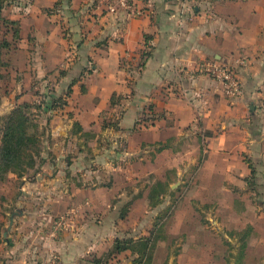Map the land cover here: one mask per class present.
<instances>
[{"label": "crops", "instance_id": "crops-1", "mask_svg": "<svg viewBox=\"0 0 264 264\" xmlns=\"http://www.w3.org/2000/svg\"><path fill=\"white\" fill-rule=\"evenodd\" d=\"M32 1L27 23L44 51L31 54L35 62L25 68L36 75L71 66L68 75L82 79L53 108L51 158L16 197L32 209L39 203L36 214H17L16 229L39 211L49 223L32 228L38 248L59 264H96L91 255L117 231L114 202H125L121 216L115 212L124 220L160 209L185 187L188 203L216 206L219 230L246 238L237 246L251 251L245 264H264V0H133L134 8L114 12L109 0ZM146 50L151 55L139 67ZM206 59L237 67L238 97L199 69ZM113 93L122 97L112 106ZM103 167L114 182L103 181ZM158 182L167 191L152 206ZM78 205V229L55 234V216Z\"/></svg>", "mask_w": 264, "mask_h": 264}, {"label": "rangeland", "instance_id": "rangeland-1", "mask_svg": "<svg viewBox=\"0 0 264 264\" xmlns=\"http://www.w3.org/2000/svg\"><path fill=\"white\" fill-rule=\"evenodd\" d=\"M32 2V0H9L8 5L2 11V18H0L1 42L6 40L13 44L14 28L20 30L21 36L11 48H5L1 56L4 63L0 66V118L5 119L4 117L10 113L16 104L25 101L30 102L33 105L29 109L30 117L38 125L36 128H31V131L38 132L42 138L41 155L37 158L36 167L22 177L11 174L0 186V264H52L49 263L50 258L52 257V261L55 256L46 250H42V248H38V240H36L38 236L32 235L31 232L32 228L37 229L35 230L37 232L40 230L39 226L44 225L47 221L49 223V220L45 218L42 221L44 216L41 215V212L36 211L39 218H32L30 215V219L22 221L18 229H16L15 223H11V221L12 219L20 221L17 214L24 210L27 213L36 214L35 208L39 203H35V207L32 209L28 203L16 204V197L22 194H20L22 192L20 190L23 182L35 180L36 172L42 169L43 160L48 159L49 156L51 158L52 151L49 149L53 143L50 138L51 119L56 114L53 109L56 106L49 108L50 103L53 99L60 97L64 99L70 85L72 86L77 80L82 79L74 70L68 75L71 66L68 67V70L64 67H56L52 71L42 70L40 74L36 73V75L33 68H25L28 67V63L33 65L35 62L31 58V54L37 52L40 54L41 51H44V46L38 40V45L36 44V30H31L27 23L26 12ZM48 12L50 13L51 10ZM11 20L18 22L15 27L10 22ZM66 62L68 63V61ZM63 77L65 78L64 83L60 84ZM67 83L70 84L67 85ZM2 122L0 119V137ZM101 171L104 175V182H114V173L111 172V169V173L106 167L101 168ZM119 175L118 181L122 183L126 177ZM154 175L150 176V180H153ZM182 188L179 189L178 193H175V197L167 196V200L160 206V209L149 210L144 215L137 214L136 210V214L124 220L115 219V212L117 211V214L121 216L125 202L117 204L114 202L110 208V211L112 210L114 213L112 224L117 227L113 240L115 237L138 238L147 233L152 228L155 217L159 214L160 220L163 221L162 236L157 242L153 264H240L237 263L239 260H241V264H245L246 257L248 258L251 251L241 253L237 249L239 241L243 237H232V231L227 227L219 230L222 221L217 220L218 209L216 206H206L200 202L188 203L190 191H187L185 187ZM36 202H40L39 199H36ZM193 210L194 212L191 213ZM64 211L66 210L59 211L54 220ZM225 233L227 235H224ZM58 237H60L59 234L56 238ZM113 240L110 238L100 248L98 257L100 256L103 261L101 264H130L132 256L127 252L120 253L115 258H107L105 252L111 247ZM226 241H232L233 247L231 248ZM91 257L94 260L97 254H92ZM77 264H86V262L79 261Z\"/></svg>", "mask_w": 264, "mask_h": 264}, {"label": "trees", "instance_id": "trees-1", "mask_svg": "<svg viewBox=\"0 0 264 264\" xmlns=\"http://www.w3.org/2000/svg\"><path fill=\"white\" fill-rule=\"evenodd\" d=\"M60 1L61 0H58L56 4H59ZM8 2L9 0H0V18H2V11L5 6L8 5ZM10 22L13 23L14 27L15 24L18 23L13 20ZM12 35L14 42H17V39L21 38L18 28L13 29ZM8 43L9 41L6 40L4 42L0 41V66L4 63L1 58L4 49L13 46V44H11L12 42ZM150 55V51H143L138 66L144 67ZM123 65H126L125 60H122V66ZM72 86L70 85V89L68 88L65 95L71 93ZM121 97L122 96H117V93H113L111 98L112 106L118 104ZM60 98L52 100L50 104L52 105L55 103L52 107H62L67 103L65 98ZM59 101L61 102L59 103ZM32 106L33 105L27 101L18 103L10 113L4 117L5 119L0 118L1 121H3L0 137V186L11 174L22 177L37 165V158L41 155L40 145L42 144V138L38 132L31 131V128H36L38 126L30 117L29 109ZM253 180H256V170L254 167H252V175L248 178L250 186L253 184ZM166 191L167 186L162 182H158L153 186L150 191V204L152 206L158 205L161 202L160 195ZM160 221L161 220H158L154 223L148 235L141 236L137 239L133 237L115 238L112 246L105 252V255L110 259L117 257L120 253L127 252L132 256L130 264H153L157 241L160 240L162 236V230L159 227ZM243 239L245 240L246 238L243 237ZM95 258L96 259H92V261L96 264H101L103 262L100 256Z\"/></svg>", "mask_w": 264, "mask_h": 264}, {"label": "built area", "instance_id": "built-area-1", "mask_svg": "<svg viewBox=\"0 0 264 264\" xmlns=\"http://www.w3.org/2000/svg\"><path fill=\"white\" fill-rule=\"evenodd\" d=\"M117 8H134L133 0H109L108 9L116 11ZM240 63H246L241 59ZM199 69L224 85L225 94L228 97H238L242 93V83L237 71V67L229 63L220 62L216 59H206L199 65ZM81 206H73L60 214L53 223V232L55 234L66 231H76L78 229L77 217L81 212ZM52 264H59L54 257Z\"/></svg>", "mask_w": 264, "mask_h": 264}]
</instances>
